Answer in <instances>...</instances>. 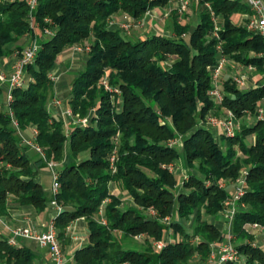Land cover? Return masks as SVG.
<instances>
[{
  "label": "trees",
  "instance_id": "1",
  "mask_svg": "<svg viewBox=\"0 0 264 264\" xmlns=\"http://www.w3.org/2000/svg\"><path fill=\"white\" fill-rule=\"evenodd\" d=\"M170 1L37 0L31 14L26 0L0 1V58L14 50L20 53V41L28 34L41 36L46 28L52 32L39 40L33 61L23 67L25 86L11 90L12 114L0 104V217L9 215L10 201L42 212L55 200L60 211L53 225L60 246L66 242L68 225L84 218L89 241L66 264H206L211 244L224 238L208 217L222 211L242 167L247 190L241 202L246 208L234 214L232 240L246 264H264V248L253 246L254 235L246 227L254 222L264 225V121L256 116L264 84L242 90L227 78L221 103L211 100V71L218 50L205 3L220 17L218 33L228 59L251 64L262 73L264 58L257 55L264 52V42L232 22L234 13L249 12L241 0H200L194 6L199 19L193 28L183 22L187 16L174 9L168 36L130 40L109 27L117 15L137 20ZM85 43L86 60L70 82L67 106L72 117H87L88 124H72L67 132L64 121L47 109L54 96L50 73L62 51ZM169 57L174 61L163 66ZM102 79L119 95L107 90ZM118 96L121 104L116 109ZM220 108L231 110L237 119L249 113L256 121L242 124L233 137L221 136L218 142L199 120ZM13 119L21 130L35 127L32 143L44 155L37 161L56 163L58 189L52 198L35 180L32 146L21 138ZM177 134L183 138L181 154L189 173L174 192L179 180L169 165L180 151L169 140ZM84 153L87 156L81 158ZM110 182L116 184L118 195L111 193ZM123 194L138 208L122 209ZM136 236L142 237L140 249L123 245L125 238ZM156 241L163 247L157 249ZM34 260L29 248L12 246L8 238L0 237V264Z\"/></svg>",
  "mask_w": 264,
  "mask_h": 264
},
{
  "label": "crops",
  "instance_id": "2",
  "mask_svg": "<svg viewBox=\"0 0 264 264\" xmlns=\"http://www.w3.org/2000/svg\"><path fill=\"white\" fill-rule=\"evenodd\" d=\"M242 1V0H241ZM264 2V0H263ZM198 3L190 0L188 2L186 12H188V8L190 6L193 7V5H197ZM177 2L176 0H171L167 5L165 6H158L153 7L149 10H147L142 16H141V25H147L148 27L153 26V24H159L158 22L160 19L158 16H161L162 18L169 20V16L172 10L176 9ZM197 12V11H196ZM248 14L247 10H244L242 12H236L231 16V20L236 25H243L246 22V16ZM113 24H110L111 29H117L118 25L115 21H113ZM221 20L220 17L217 20L219 28H221L220 24ZM156 34V33H154ZM27 37L25 36L21 41L20 45L22 43L26 42ZM11 46V45H10ZM17 50H14L11 54L3 56L0 58V71L8 72L11 68L12 63L17 59ZM258 56V55H257ZM86 60V56H84L83 53H81L80 48L78 45H73L68 48H66L64 51H62L56 59V63L53 67L54 72H60L57 76H51L54 81V96L59 97V103L55 102L57 100L56 98L51 99L47 104V109L54 117L61 118L64 123L68 124L70 121V118L68 116L63 115V110L68 107L67 106V100L69 98L70 94V82L71 80L77 75L78 71L81 70L84 66V62ZM231 62H228L226 65V68L221 75L220 83L222 79L231 78V74L233 72L237 73H247L248 79L246 81V84L242 87H238L242 90H248L251 88H254L256 86L264 84V71L262 73H259L254 70L251 72H248L246 70L245 65H236L232 62H236L234 60L229 59ZM228 60V61H229ZM79 68V69H78ZM67 76L70 77V79L67 81ZM221 83V85H222ZM2 93L0 96V104L2 105L3 109L6 108V96L8 91V84L2 83L0 84ZM65 101V102H64ZM264 109V98L259 102L257 105ZM222 111V110H221ZM245 118V124L251 125L253 124L256 119L254 116H251L249 113H246L242 116ZM241 117V118H242ZM240 120V118H239ZM209 129V128H208ZM211 132L217 133V129L212 127ZM18 133L21 136V138L26 142V140L32 142V128H28L26 130L18 129ZM253 140V138H251ZM30 153V164L36 171V177L35 180L39 183H41L42 178L44 175H51V172L49 168L46 165V162L40 163L37 160L42 159V155L35 150V148L31 147L29 149ZM69 157L67 155V146L64 147V161H68ZM179 175V178H181ZM179 180V179H178ZM235 188V187H233ZM111 189V186H110ZM117 190L119 193L118 188L116 185H114L113 190ZM51 187L48 185L47 192L50 193ZM114 193V191H113ZM52 198V196H49ZM9 215L7 217H0V237H6L10 238L11 236V230L17 227H29L32 230L43 233L46 232L49 228L50 222L56 217V215L59 213L57 208L51 204L50 202L47 203L46 208L42 212H37L36 209L32 205H19L13 201L9 202ZM212 223L219 229L220 233L224 236V240L222 238V241L227 240L226 234V228L224 227V222L220 219L217 220H211ZM225 229V230H224ZM224 230V231H223ZM261 231H259V235H261ZM256 234V236H259ZM66 239L65 243L64 241L61 243V248L63 251V254L65 255L66 260L71 261L74 252L85 246L89 241V232L87 228V222L84 218L80 217L72 221L67 229H66ZM19 242L21 245L26 246L29 248L35 255V260L33 264H48L49 263V256L48 251L45 247L40 246L36 240L33 239H19ZM261 247L264 248V245L261 244ZM212 264H217L216 261H214Z\"/></svg>",
  "mask_w": 264,
  "mask_h": 264
},
{
  "label": "built area",
  "instance_id": "3",
  "mask_svg": "<svg viewBox=\"0 0 264 264\" xmlns=\"http://www.w3.org/2000/svg\"><path fill=\"white\" fill-rule=\"evenodd\" d=\"M5 1V0H0ZM27 5L29 7L30 14L32 10L36 6L37 0H26ZM190 0H176L177 5L176 9L179 13H183L188 5V2ZM196 3H198L200 0H192ZM244 4L249 9V12L246 16V22L243 24L247 30L254 32L255 34L259 35L263 42H264V2L263 0H242ZM206 8L209 10L211 16H214L213 11L210 8V5L208 3H205ZM134 20L130 17H125L124 21L118 24V27L122 30L127 31L132 25ZM113 21H110V24H112ZM139 24H142V22H138ZM213 32L212 35L214 38L217 39L216 43V49L218 50V58L216 61V64L213 66L211 71V83L212 88L209 91V97L214 103H221L224 97V92L220 88V78L223 74L226 65L228 62H231L225 54L222 53V41L219 37V26L217 23V18H213ZM44 33L47 35H52L51 30L48 28L44 29ZM39 45L36 42L31 41L25 48H23L19 54V57L14 62V64L11 66V69L9 71V74H4L0 72V84L7 83L8 84V93H7V106L8 102L11 100V90L14 87H23L25 86L24 81V73H23V67L29 63H31L35 57L36 51L38 49ZM258 56H262L264 58V52L258 54ZM229 60V61H228ZM233 64L240 65V63L232 62ZM264 64V63H263ZM241 66V65H240ZM246 70L248 72H251L254 70V66L251 64L245 65ZM247 73H237L233 72L231 74V80L237 87H242L246 84V81L248 79ZM105 87L109 91H113L114 93L119 94V91L115 88H109L106 83ZM59 103V101H56ZM9 111V109H7ZM10 114H12L9 111ZM63 115L65 116H72L71 110L66 107L63 110ZM256 116L258 120L264 121V109L257 106L256 107ZM72 123L77 125H87L88 119L87 118H72ZM13 125L18 128V123L16 119L12 120ZM200 126H204L206 128L214 127L219 130L220 135H223L225 137H233L238 130L239 126L236 123V117L233 114V112L229 109L225 110V114L221 117H216L213 114H206L204 120L199 122ZM68 131V130H67ZM37 133L36 129L33 127V134L35 135ZM33 135V136H34ZM181 138V137H179ZM182 139V138H181ZM178 138H175L174 140H170V145H175L177 143ZM27 144L31 145L35 148L36 151H38L42 157L44 158L43 152L40 147L33 144L32 142L26 140ZM46 165L49 168L52 176V184H51V191L53 194L56 193L58 189V182H57V172L55 170L56 163L52 161H46ZM171 171V170H170ZM245 179H246V171L237 178L236 180V186L234 188V191L231 194V197L225 201V205L227 207H231L227 214V224L230 226L232 224V219L239 210V204L240 200L243 196V194L246 192L247 187L245 186ZM51 204H53L58 212L60 211V207L55 202V200L50 201ZM243 205V203L241 204ZM152 214L155 212L153 210H150ZM167 220V219H166ZM251 226L253 228H258L260 231H264V225H260L256 222L251 223ZM227 241L219 243V244H212L211 252L209 254L208 263L212 264L214 261H216L217 264H225L226 262H238V255L239 252L235 246V244L232 243V232H228L227 235ZM19 239H33L38 242L40 246H43L48 251L49 256V263L48 264H66L67 260L64 257L62 253V249L60 246V242L57 237L56 230L53 225V220L50 222L49 228L46 232L38 233L34 230H32L29 227H17L11 230V236L8 238V244L12 246H20ZM153 245L159 249L162 248L164 243L162 241H156L153 243Z\"/></svg>",
  "mask_w": 264,
  "mask_h": 264
},
{
  "label": "rangeland",
  "instance_id": "4",
  "mask_svg": "<svg viewBox=\"0 0 264 264\" xmlns=\"http://www.w3.org/2000/svg\"><path fill=\"white\" fill-rule=\"evenodd\" d=\"M177 10V9H176ZM178 12V11H177ZM179 13V12H178ZM198 12H196L195 11V8H194V5H193V7L192 6H190L189 8H188V12H186V11H184L183 13H179L181 16H184V14L187 16V17H185L184 18V20H183V22L184 21H189L190 22V24H191V27L193 28L194 26H195V24L197 23V21H198V19H199V15L197 14ZM214 13V12H213ZM124 18L125 17H123V16H121V15H117L116 17H114V20L113 21H115L116 22V24L118 25V24H120L121 22H123L124 21ZM158 18L160 19V21L158 22L159 24H153V26H151V27H148L146 24L145 25H141V24H139L138 22H141L142 20H141V18H139V19H137V20H134V22H133V25L127 30V31H125V30H122L121 28H117L121 33H122V35H124L127 39H130V40H136V39H143V38H145L146 36H149V35H152V34H154V33H156V34H162V35H166V36H168V35H171V31H170V27H169V20H167V18L166 19H164V18H162L161 16H158ZM213 18H217V20H218V18H219V16L218 15H216V14H214V16H211V20H212V22H213ZM114 23V22H113ZM112 23V24H113ZM214 24V23H213ZM213 27H214V25H213ZM47 34L46 33H43V35H41V36H38L36 33L35 34H28V35H26V37H27V39H26V42L25 43H22L21 44V47H22V49L23 48H25L31 41H33V42H36L38 45H39V40L40 39H42V38H44L45 36H46ZM78 47L80 48V50H81V53H83L84 54V56H86V52L88 51V49H89V47H88V43H85V45H78ZM21 49V50H22ZM21 52V51H20ZM19 52L17 51V58L19 57ZM17 60V59H16ZM15 60V61H16ZM14 61V62H15ZM174 61V58H172V57H169L167 60H166V62H162V65L163 66H165V65H170L171 64V62H173ZM14 62L12 63V65L14 64ZM11 65V66H12ZM11 69V68H10ZM79 69V68H78ZM10 71V70H9ZM9 71L8 72H4V71H0V72H2V73H4V74H9ZM60 72V70L57 72H54V71H51V73H50V75L51 76H57L58 75V73ZM52 78V77H51ZM67 78V81L70 79V77L69 76H67L66 77ZM225 79H222V81H224ZM24 81H25V83H26V80H25V78H24ZM221 81V80H220ZM103 85H104V87H105V83H106V85L108 86V84H107V82H106V79H102L101 81H100ZM222 83V82H221ZM220 85V88L222 87V85L221 84H219ZM109 88H111L110 86H108ZM106 88V87H105ZM107 89V88H106ZM113 89V88H112ZM108 90V89H107ZM113 92V91H112ZM7 93H8V91H7ZM114 93V92H113ZM117 94V93H116ZM119 95V94H118ZM6 98H7V96H6ZM54 98H56L58 101H60L59 100V97H55V96H53L51 99H54ZM115 98V97H114ZM57 100H55V102L57 101ZM65 102V101H64ZM7 103V102H6ZM120 104H121V102H120V98H119V96H118V98H116V102H114V107L117 109L119 106H120ZM8 109V106H6V108H5V110H7ZM222 110V111H221ZM225 110H226V108H220L219 110H218V112H216V111H214V110H209L206 114H213L214 116H216V117H221L222 115H224L225 114ZM93 112V111H92ZM91 112V113H92ZM205 114V115H206ZM205 115H204V117L201 119V120H199V122L200 121H202V120H204V118H205ZM70 118V121H69V123L68 124H66V128H67V130L69 129V127H70V125H72L73 123V121H72V118H74V117H72V116H70L69 117ZM87 118V117H86ZM88 119V118H87ZM245 118H241L240 117V120H239V118L237 119L236 118V123H237V125L239 126V128H238V130L237 131H239V129H240V126L242 125V124H245ZM168 123L169 124H171L170 123V121L168 120ZM33 127L34 126H30L29 128H32V137H33ZM35 128V127H34ZM212 127H209V129H211ZM210 132H211V130H209ZM237 131H236V133H237ZM68 132V131H67ZM212 133V132H211ZM235 133V134H236ZM212 135L214 136V138L218 141V142H220V137L221 136H223V135H220V132H219V130L217 129V133H212ZM179 137H181L182 138V135L181 134H177L174 138H172L171 140H174L175 138H178L179 140H177V143L175 144V146L178 148V150L180 151V156L174 161V162H172L170 165H169V169L171 170V172H173L175 175H176V177L179 179V182L177 183V185L174 187V192H177V190H179V187H180V184H181V182L187 177V175H188V173H189V169H188V167H187V165H186V162H185V160H184V157H183V155L181 154V150H182V148H183V138L181 139V138H179ZM251 138H253V137H248V140H251ZM170 141V140H169ZM240 152H238V155L240 156ZM85 156H87V153H84L83 154V156L81 157V158H83V157H85ZM110 160H111V162L113 161V156L110 158ZM246 170H245V168L244 167H242L240 170H239V173H238V177L240 176V174H242V173H244ZM181 174L183 175L181 178H179V175L181 176ZM237 177V178H238ZM237 178H236V180H237ZM236 180H235V183L233 184V185H230L229 186V189H232V187H235L236 186ZM245 181H246V179H245ZM51 184H52V176L51 175H44L43 176V178H42V181H41V185H42V188H43V190H44V192H45V194L49 197V196H52L53 195V193H52V191L50 190V193L49 192H47V188H48V185L51 187ZM114 185H116L115 183H113V182H110L109 183V189H110V186H111V189H110V191H111V193L112 194H114V195H118L119 193L117 192V190H113L114 191V193H113V191H112V188H114ZM227 185V183H220V187H225ZM245 186H246V183H245ZM117 187V186H116ZM119 190V189H118ZM120 192V191H119ZM121 199H122V204H121V208L123 209L124 207H128V206H132V207H134V208H138V206L135 204V203H133V201H132V199L131 198H129L126 194H123L122 196H121ZM226 201V200H225ZM225 201L223 202V204H224V206H223V209H222V211L221 212H219L217 215H215V216H210V217H208V220L210 221V222H212L211 220H217V219H220L221 221H223L224 222V227L226 228V234H228V232H230V230H231V232H232V224H231V229H230V226H228V224H227V214H228V211H229V209L231 208V207H227L226 205H225ZM243 202H241V200H240V204H239V210H243V209H245L246 208V206L244 205V203H243V205H241ZM239 210H237V211H239ZM146 212H148V213H150L151 215H152V213L150 212V210L148 209V211H146ZM236 213V212H235ZM234 217V216H233ZM167 218H163V221H165ZM101 222L102 223H104V220H101ZM232 222H233V219H232ZM190 224H191V221H187L186 223H185V225H187V226H190ZM246 227H247V229L254 235L253 236V240H251V243L253 244V246H261V244H263L264 245V231H261L262 233H260L261 235H259V229L258 228H253L252 226H251V223L250 224H248V225H246ZM225 230V229H224ZM223 230V231H224ZM256 234H258L259 236L257 237L256 236ZM120 237H121V234L119 235ZM223 240H224V238H223ZM124 241L126 242V243H123V245H125V246H127L128 248H131V249H140L141 247H142V237H138V236H136V237H127V238H125L124 239ZM227 241V240H226ZM232 241V243L233 244H235V246H236V244H237V242L236 241H234V240H231ZM222 242H225V241H222V239L221 240H215L212 244H219V243H222ZM212 244H211V248H212ZM62 253H63V251H62ZM64 255V254H63ZM64 257H65V255H64ZM67 262H70L69 260L67 261ZM206 264H209L208 262L206 263ZM236 264H246V262H245V256L244 255H242L241 253H239V255H238V262L236 263Z\"/></svg>",
  "mask_w": 264,
  "mask_h": 264
},
{
  "label": "water",
  "instance_id": "5",
  "mask_svg": "<svg viewBox=\"0 0 264 264\" xmlns=\"http://www.w3.org/2000/svg\"><path fill=\"white\" fill-rule=\"evenodd\" d=\"M149 219H152V218H149Z\"/></svg>",
  "mask_w": 264,
  "mask_h": 264
}]
</instances>
